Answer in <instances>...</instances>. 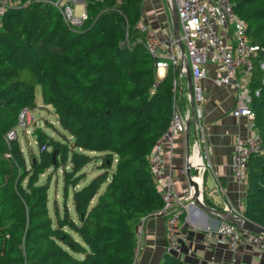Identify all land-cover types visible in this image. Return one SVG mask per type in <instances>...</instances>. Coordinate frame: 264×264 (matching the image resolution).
<instances>
[{"label": "trees", "instance_id": "16d2710c", "mask_svg": "<svg viewBox=\"0 0 264 264\" xmlns=\"http://www.w3.org/2000/svg\"><path fill=\"white\" fill-rule=\"evenodd\" d=\"M25 1L5 0L0 17V264H134L138 226L163 207L150 157L179 102V70L157 76L135 27L144 0H86L87 19L78 28L52 4ZM230 2L247 23L249 42L264 49V0ZM263 60L262 52L253 58L249 82L259 92L250 106L262 151L247 162L241 215L264 228ZM37 85L72 141L40 130L37 155L26 157L17 134L6 136L16 132L23 110L36 108ZM94 159L101 172L81 185ZM58 170L63 210L54 201L52 217L47 191ZM159 264L193 263L164 244Z\"/></svg>", "mask_w": 264, "mask_h": 264}, {"label": "built area", "instance_id": "2783aa9c", "mask_svg": "<svg viewBox=\"0 0 264 264\" xmlns=\"http://www.w3.org/2000/svg\"><path fill=\"white\" fill-rule=\"evenodd\" d=\"M25 2L50 3L59 11L63 21L70 28H78L87 19L86 0H26ZM176 10L179 24V40L184 49V55L188 62L191 75V89L193 102L194 127L197 136L196 147L204 142V131L201 124L202 82L206 77L204 68L209 53H214L218 62L221 76L216 80L219 85H231L235 89V99L230 114L235 117H245L250 121L254 118L251 109L253 95L258 91L249 88L250 78L253 73V58L264 49L251 44L247 37V23L237 17L230 0H172ZM12 5H16L12 3ZM80 7V13L75 14V8ZM6 7L5 0L0 1V17ZM232 27V31L229 29ZM136 29L143 37V45L154 60V68L159 78L171 67L179 70V76L185 75L184 62L181 61L178 40L173 32L160 40L157 33L143 17L136 24ZM259 68L262 71V83H264V60L260 61ZM177 81L173 80L172 88L176 90ZM28 111L23 110L19 115V127H24ZM26 115V118H25ZM186 119L174 107L172 119L163 139L169 141L170 136L184 133ZM16 136L15 131H9L7 139ZM262 151L261 139L253 131L250 136L235 138L231 155V173L235 181H246L247 162L252 155ZM197 167L201 173L210 167L207 154L201 155ZM159 147L157 146L150 157V167L154 175L161 168ZM174 180L170 177L162 182L163 207L157 213L165 215L164 236L165 251L180 259L182 247L187 244L188 235L180 231L179 223L188 203H192L191 194L178 195L174 190ZM219 183L215 189L219 190ZM201 201V198H199ZM231 211V210H230ZM227 209V212H230ZM217 238H221L226 249L234 253L240 246H247L264 252V236L237 229L224 218L218 220L216 227L207 229L202 233L201 245L207 249ZM187 253L190 252L187 250ZM210 264H223L215 263Z\"/></svg>", "mask_w": 264, "mask_h": 264}, {"label": "crops", "instance_id": "0c3cea01", "mask_svg": "<svg viewBox=\"0 0 264 264\" xmlns=\"http://www.w3.org/2000/svg\"><path fill=\"white\" fill-rule=\"evenodd\" d=\"M145 0L144 2L146 3ZM164 8V17L160 22H151L152 29L169 35L172 30L169 5ZM146 15V14H145ZM143 19L146 20L144 14ZM150 17V16H149ZM147 21V20H146ZM148 25V24H147ZM151 26V25H150ZM184 50V49H183ZM206 77L202 82L201 124L204 131V142L196 147L197 136L194 123L190 122L188 132L170 136L169 141L162 139L158 145L161 168L155 180L157 189L162 192V182L170 177L174 180V190L178 195L189 192L185 176L187 165L195 169L200 156L207 154L210 167L203 173L194 175L192 180L197 184L202 203L213 211L203 212L193 203H188L180 220V231L188 235V242L180 253V259L196 264H210L211 261L223 264H264V252L247 246H240L234 253L226 249L221 238H217L207 249L201 245L202 233L217 226L220 214L215 211L236 213L241 215L244 208L246 181L237 182L231 173L232 147L237 136L246 138L253 131L252 121L245 117L235 118L230 114L234 104L235 89L231 85H219L216 80L221 76L214 53H209L204 64ZM180 98L176 105L178 111L186 119H192L190 100L185 76L178 77ZM198 169V168H197ZM199 170V169H198ZM205 176L210 179L211 186L205 188ZM219 183L220 189L216 190ZM190 193V192H189ZM164 217L162 214L149 215L137 228L138 245L134 264H159L164 255ZM187 250L190 252L187 253Z\"/></svg>", "mask_w": 264, "mask_h": 264}, {"label": "rangeland", "instance_id": "374dc122", "mask_svg": "<svg viewBox=\"0 0 264 264\" xmlns=\"http://www.w3.org/2000/svg\"><path fill=\"white\" fill-rule=\"evenodd\" d=\"M145 1V0H144ZM166 2L168 0H148L146 3H143V13L146 18V23L152 27L151 22L155 23L160 22L162 18L164 17V8L167 7ZM80 7L77 6L75 8V14L80 13ZM146 14V15H145ZM150 16V17H149ZM141 14V18H142ZM229 29L232 31V27L229 26ZM157 35L160 38V40L165 39L167 35H163L161 31H157ZM34 97H35V104L36 108L29 111L27 115L26 122L24 123V127L22 126L16 128V134H17V140L20 144V147L24 153V155L27 157L29 154L37 155L38 153V146L35 141V138L32 136V132L34 128H40L43 133L48 136L52 137L54 139H58L60 141L65 142L62 135L65 136L71 142V138L68 136L66 132H64L58 122L57 117L55 113L53 112L52 108L50 106H45L42 102V95H41V89L40 86H35L34 88ZM26 118V115H25ZM94 164H99L98 159L92 160V162L86 166L83 170L87 172L86 181L82 182L81 185H84L87 183L91 178H93L96 174L101 172L97 168L93 169ZM49 172V171H48ZM44 177L42 176V179ZM80 185V186H81ZM211 186L210 179L208 176H205V188H209ZM103 190V187L101 188L100 192ZM48 212L49 214L54 217V210H53V202L56 201L58 204V208L60 211V214H62L63 210V201H62V182H61V173L60 170L57 171L52 176V179L50 180V186L48 189ZM67 208L69 210V214L72 218L75 217L74 209L71 203V195L67 198Z\"/></svg>", "mask_w": 264, "mask_h": 264}, {"label": "water", "instance_id": "95a60500", "mask_svg": "<svg viewBox=\"0 0 264 264\" xmlns=\"http://www.w3.org/2000/svg\"><path fill=\"white\" fill-rule=\"evenodd\" d=\"M168 5H169V14L171 16V25H172V30H173V35L174 37L178 40V46L180 49V54H181V61L184 62L185 66V78L187 81V90H188V95H189V100H190V107H191V117L192 119L186 123V133L188 132V127L190 122H194V116H193V102H192V89H191V75H190V69L188 62L185 58L184 55V50H183V45L181 41L179 40V24H178V18L176 14L175 7L173 5L172 0H168ZM40 128H34L32 132V136L35 138V141L37 142L40 136ZM54 155L55 152L52 154V158L54 161ZM191 169L194 171V175L198 176L199 170L197 168L193 169L190 167V165H187L186 170H185V176L187 179V183L189 186V192L191 194V201L192 203L197 206L201 211L204 213L207 211H213L209 207H206L202 201L199 200L200 196V191L195 183V181L192 180L191 176ZM216 213L220 214L221 218H224L226 221L231 223L233 226H235L237 229L242 230V231H247L251 232L257 235H263L264 236V228L249 222L246 220L242 215L236 214V213H230V212H220V211H215Z\"/></svg>", "mask_w": 264, "mask_h": 264}]
</instances>
